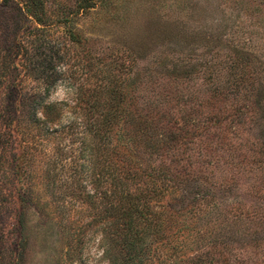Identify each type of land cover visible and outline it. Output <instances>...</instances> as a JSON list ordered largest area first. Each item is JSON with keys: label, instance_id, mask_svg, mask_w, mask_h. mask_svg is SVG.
Wrapping results in <instances>:
<instances>
[{"label": "rangeland", "instance_id": "374dc122", "mask_svg": "<svg viewBox=\"0 0 264 264\" xmlns=\"http://www.w3.org/2000/svg\"><path fill=\"white\" fill-rule=\"evenodd\" d=\"M21 1L0 0V264L117 263L100 191L110 183L97 179L104 154L127 151L125 114L86 151L66 130L18 132L32 99L73 105L112 87L124 112L203 128L175 146L191 178L149 198L150 262L196 264L221 249L228 264H264V0H46L43 24Z\"/></svg>", "mask_w": 264, "mask_h": 264}, {"label": "trees", "instance_id": "16d2710c", "mask_svg": "<svg viewBox=\"0 0 264 264\" xmlns=\"http://www.w3.org/2000/svg\"><path fill=\"white\" fill-rule=\"evenodd\" d=\"M19 3L28 13L36 14L34 17L37 23L43 24L41 15L44 14L46 0H25ZM86 7H88L87 4L82 6V8ZM235 81L231 83L232 86L228 87V90L233 91L238 87L240 81ZM48 97V94H45L32 99L28 105L32 107L22 110L21 115L26 112L29 115V124L25 126L21 125L23 117L20 118L18 132L22 138L29 134L31 127L42 125L52 134L66 130L78 136L86 151L89 141L99 144L109 138L114 123L122 117V114H125L123 116L131 127L127 151H121V153L118 151L119 153L111 161L107 154H104L98 173L97 187L102 188L107 181L110 183L108 191L103 188L100 191L103 199L110 200L103 214L112 217L106 224L114 228L109 238L116 252L120 254L116 264H152L147 255L150 249L147 233L150 231L149 227L155 232L157 224L153 217L154 212L149 205V198L153 194H160L167 190L178 191L181 184L191 178L184 177L188 176L187 166L181 161L182 157L175 146L179 145L181 139H191L202 127L184 128L177 119L168 115V112H154L144 107L132 108L124 112L119 108L123 96L113 87L109 92L104 93L94 91L87 94L77 93L74 96L73 105H70L73 99L50 101ZM82 104H85L84 107ZM227 111L233 115L232 112L234 113L236 109L229 106ZM160 117L167 118L169 125H162ZM217 119V115L209 117L211 122ZM166 137L172 140L169 147L159 143V139ZM182 168L185 171L184 176L179 174ZM143 178H147L146 182ZM132 183L138 185L132 189L130 187ZM145 183H147L146 188H141L139 184ZM199 188L197 186L189 192L193 195L202 193L205 196L204 190ZM84 196L91 197L88 192ZM104 253L107 254L108 250ZM203 256L198 255L195 259L198 260L196 264H228L226 254L221 249L215 255L207 250Z\"/></svg>", "mask_w": 264, "mask_h": 264}]
</instances>
